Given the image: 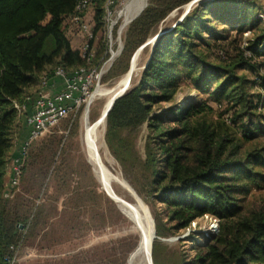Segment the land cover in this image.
<instances>
[{"label": "trees", "instance_id": "obj_1", "mask_svg": "<svg viewBox=\"0 0 264 264\" xmlns=\"http://www.w3.org/2000/svg\"><path fill=\"white\" fill-rule=\"evenodd\" d=\"M79 1L0 0V264H16L13 259L24 233L32 231L34 224L31 217L12 211L10 201L20 192L38 139L28 149L19 186L11 197L4 194L17 106H24L28 115L43 82L54 79L58 69L73 74L100 59L101 52L94 45L102 29L106 0H89L83 12L77 9ZM190 1L152 0L133 21L126 48L138 50L149 38L156 37L161 33L160 24ZM202 1H196V8L185 15L183 22L162 30L140 84L124 93L109 112L107 142L115 150L121 141L114 142L112 134L116 137L123 129H135L147 122L146 165H153L156 152L166 157L162 172L154 168L153 189L159 188L175 199L173 206L186 220V228L198 216L209 215L220 223L219 233L210 237L213 242L201 249L199 264H264V200L247 216L241 207L246 197L237 196L247 194L252 186L263 188L264 148L246 150L245 145L264 136V124L253 125L252 113L259 105L255 104V94L248 91L251 86L236 72L250 69L251 61L264 55V32L260 38L247 39L240 56L217 49L219 64L207 61L216 42L227 40L215 34L217 23H226L232 14L243 17V10L263 0ZM90 10L94 13L93 37L88 40L84 57L72 44L73 34L80 32L74 18L86 19ZM206 35L213 41L205 39ZM90 54L92 58L88 59ZM181 75L197 89L216 82L215 91L230 106L217 117L207 101L187 104L177 111L170 107L172 118L151 116L162 105L175 102ZM258 80L264 89V76ZM254 90L264 104V94L258 93L262 88Z\"/></svg>", "mask_w": 264, "mask_h": 264}, {"label": "rangeland", "instance_id": "obj_2", "mask_svg": "<svg viewBox=\"0 0 264 264\" xmlns=\"http://www.w3.org/2000/svg\"><path fill=\"white\" fill-rule=\"evenodd\" d=\"M151 1H147V7ZM196 1L192 0L174 10L160 24L159 32L183 22L185 15L196 8ZM122 9L119 8L111 15L104 12L102 29L94 45L101 52L100 59L89 62L87 68H103L100 88L113 89L124 78L122 93H126L140 84L153 55V44L158 39L154 36L149 38V41H155L147 49L126 48L128 32L133 22L124 25L129 17L126 10L128 7L124 10L125 15H120ZM232 15L228 16L226 23L219 22L215 26V34H222L227 40L216 42L213 53L207 60L210 65L219 64L218 50L233 57L240 56L242 48H246V40L260 38L264 32V0L243 10V17ZM258 20H262V24L255 25ZM208 25L211 26L212 23ZM205 37L213 41L209 35ZM83 39L86 41L85 37ZM262 42L263 40L261 45ZM201 49L204 50L205 47ZM138 51L140 52L135 59L131 75L132 59ZM249 67L250 69H237L236 72L251 86L248 91L255 94V104L259 105V109L252 113L253 125L264 124V104L257 98L254 90L262 88L258 93L264 94L262 83L258 80L264 76V55H258ZM179 79L181 90L175 102L162 105V108L151 116L172 118L173 115L168 113L170 107L177 111L185 108L187 104L207 101L214 108V116L217 117L223 108L230 106L228 101L215 91L216 82H212L205 89H197L185 75L179 76ZM97 91L90 105L74 111L46 132L32 149V157L20 192L10 201L12 211L31 217L34 222L32 231L24 233L25 238L15 253L13 262L16 260V264H129L132 251L138 246L140 238L137 232L132 229L133 226L121 208L103 188L89 161L85 141V114L87 112L89 123L94 125L107 102V96L98 94ZM17 108L18 120L13 133L9 167L11 158L27 137L26 111L23 107ZM225 118L229 119L230 114ZM147 134V122L135 129H123L116 137L112 134L114 142L121 141L113 150L107 142L106 120L100 134L103 162L109 172L115 173L114 175L121 174L147 206L159 237L153 245L154 264H199L201 249L207 243L213 242L210 237L219 233L220 223L209 215L198 216L190 227L186 228V220L173 206L175 199L159 188L153 189L151 181L155 179L154 168L162 172L166 157L156 152L153 165L150 168L146 165ZM252 147L264 148V136L256 143L245 145L246 150H252ZM8 180L9 176L6 174L5 188ZM112 187L119 196L133 202L125 186L113 180ZM237 196L238 199L246 197L241 207L242 212L248 216L261 206L264 200V185L262 189L252 186L247 194L240 193ZM229 240L231 241V237ZM232 241L231 244H234ZM133 264L146 262L142 257H138Z\"/></svg>", "mask_w": 264, "mask_h": 264}, {"label": "built area", "instance_id": "obj_3", "mask_svg": "<svg viewBox=\"0 0 264 264\" xmlns=\"http://www.w3.org/2000/svg\"><path fill=\"white\" fill-rule=\"evenodd\" d=\"M130 1L106 0L105 12L107 15H111L119 8L124 9ZM88 5L89 0H80L77 9L79 12H83ZM74 21L86 36V41L81 48L82 55L86 57L89 48L88 40L93 37L91 26L82 16L75 17ZM90 58H92L91 54L88 56V59ZM103 74V68H82L73 74L58 69L54 79L43 82L42 89L34 98L32 110L26 116L27 137L12 159L9 181L4 191L5 197H11L20 184L22 167L32 142L56 127L61 120L67 118L74 111L85 105H90L95 97V91L101 87ZM23 108L26 111L24 106Z\"/></svg>", "mask_w": 264, "mask_h": 264}, {"label": "bare ground", "instance_id": "obj_4", "mask_svg": "<svg viewBox=\"0 0 264 264\" xmlns=\"http://www.w3.org/2000/svg\"><path fill=\"white\" fill-rule=\"evenodd\" d=\"M148 0H131L125 8L120 12V15H125L124 10L128 7V20L125 23H128L132 18H134L140 11L145 7ZM189 7V6H188ZM156 39V38H155ZM155 41V40H154ZM113 58V56H112ZM124 78L118 85L113 89H104L99 88L97 93L107 96V102L103 109L102 115L99 120L91 125L88 120V114L86 112L85 116V141L87 146V153L89 161L93 166L96 176L99 178L103 188L106 192L115 199L129 220L130 225L133 226L132 229L137 232L140 240L137 248L130 255L129 264H133L135 259L142 257L146 264H151L150 256L153 251L154 242L153 238L155 235V225L153 218L145 205L142 199L134 191V189L127 183V181L122 178L120 175H114L109 172L106 165L103 162L101 156V128L105 125L106 120H103L106 116L107 111L111 107L113 101L116 97L122 94ZM86 111V110H85ZM105 158V157H104ZM108 163V162H107ZM109 164V163H108ZM111 164V162H110ZM109 166V165H108ZM111 168V167H110ZM112 170V169H111ZM118 171V170H117ZM113 172V171H112ZM113 180L119 182L126 187L128 193L133 198V202H128L124 197L119 196L112 187ZM122 187V186H121Z\"/></svg>", "mask_w": 264, "mask_h": 264}, {"label": "water", "instance_id": "obj_5", "mask_svg": "<svg viewBox=\"0 0 264 264\" xmlns=\"http://www.w3.org/2000/svg\"><path fill=\"white\" fill-rule=\"evenodd\" d=\"M147 5H148V4L145 5V7L140 11V13H138L134 18H132L128 23H125L124 25H128V24L132 23L135 19H137V18L143 13V11H144L145 8L147 7ZM162 34H163V32L159 33V34L156 36V38L160 37ZM152 42H154V41H148L147 43H145V44L141 47V49H143L146 45H148V44H150V43H152ZM139 52H140V51H138V52L134 55V57H133V59H132L131 75H132L133 70H134V67H135V59H136V57L138 56ZM124 93H125V92H123L121 95H119L118 97L115 98V100L113 101L111 107H110L109 110L107 111L106 116H105V118H104L103 120H107V117H108V115H109V112H110L111 109L113 108L115 102H116V101H117V100H118V99H119ZM112 199H113V198H112ZM113 200H114V201L118 204V206L120 207L119 203H118L115 199H113ZM157 238H159V237L157 236V230H155V235H154L153 241H155V239H157ZM152 247H153V246H152ZM150 262H151V264H154V261H153V254H151V256H150Z\"/></svg>", "mask_w": 264, "mask_h": 264}, {"label": "crops", "instance_id": "obj_6", "mask_svg": "<svg viewBox=\"0 0 264 264\" xmlns=\"http://www.w3.org/2000/svg\"><path fill=\"white\" fill-rule=\"evenodd\" d=\"M105 3H106V1H105ZM105 7V6H104ZM105 12V11H104ZM86 20H87V22L91 25V30H92V28H93V26H94V13H93V11L92 10H90L88 13H87V15H86ZM83 37H85L86 38V36H85V34L84 33H82L81 31L77 34V33H75V34H73V36H72V44H73V47L75 48V49H79V50H81V48H82V46H83V44L85 43V40L83 39ZM82 39H83V41H82ZM74 40H75V42H74ZM75 44H76V46H75ZM26 130H27V133H28V127H26ZM17 153V152H16ZM16 155V154H15ZM14 155V156H15ZM14 156L11 158V160H10V162L12 161V159L14 158ZM12 163V162H11ZM10 165H8V167H9ZM9 172H10V167H9V169H7V172H6V174H7V177L9 176ZM9 181V180H8Z\"/></svg>", "mask_w": 264, "mask_h": 264}]
</instances>
